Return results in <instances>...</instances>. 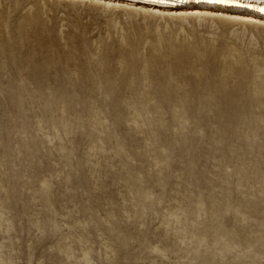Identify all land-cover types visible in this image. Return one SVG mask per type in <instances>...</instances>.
Wrapping results in <instances>:
<instances>
[{"label": "rangeland", "instance_id": "rangeland-1", "mask_svg": "<svg viewBox=\"0 0 264 264\" xmlns=\"http://www.w3.org/2000/svg\"><path fill=\"white\" fill-rule=\"evenodd\" d=\"M221 11L0 0V264H264V24Z\"/></svg>", "mask_w": 264, "mask_h": 264}, {"label": "bare ground", "instance_id": "bare-ground-1", "mask_svg": "<svg viewBox=\"0 0 264 264\" xmlns=\"http://www.w3.org/2000/svg\"><path fill=\"white\" fill-rule=\"evenodd\" d=\"M175 3H164L159 0H99L110 5L111 2L124 3L127 6L146 8L148 11L163 14H175L188 11V14H198L200 10H223L226 19L240 21L246 19L255 24H264V0H173ZM183 4H186L182 6ZM190 5V6H187ZM240 9V10H239ZM222 12V11H221ZM247 15V16H246ZM258 18V19H257Z\"/></svg>", "mask_w": 264, "mask_h": 264}, {"label": "water", "instance_id": "water-1", "mask_svg": "<svg viewBox=\"0 0 264 264\" xmlns=\"http://www.w3.org/2000/svg\"><path fill=\"white\" fill-rule=\"evenodd\" d=\"M159 1H162L164 3H175L173 0H159ZM184 5H186V4H183L182 6H184ZM187 6H190V5H187Z\"/></svg>", "mask_w": 264, "mask_h": 264}, {"label": "clouds", "instance_id": "clouds-1", "mask_svg": "<svg viewBox=\"0 0 264 264\" xmlns=\"http://www.w3.org/2000/svg\"><path fill=\"white\" fill-rule=\"evenodd\" d=\"M262 11H264V9H262Z\"/></svg>", "mask_w": 264, "mask_h": 264}]
</instances>
